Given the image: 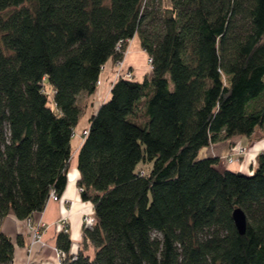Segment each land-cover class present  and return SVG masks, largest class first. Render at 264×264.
<instances>
[{
	"label": "trees",
	"instance_id": "trees-1",
	"mask_svg": "<svg viewBox=\"0 0 264 264\" xmlns=\"http://www.w3.org/2000/svg\"><path fill=\"white\" fill-rule=\"evenodd\" d=\"M133 38L150 76L117 79L82 137L79 99ZM77 135L95 224L75 259L60 231L66 264H264V152L250 175L199 157L264 137V0H0V224L60 199ZM22 245L0 230V264Z\"/></svg>",
	"mask_w": 264,
	"mask_h": 264
},
{
	"label": "crops",
	"instance_id": "crops-1",
	"mask_svg": "<svg viewBox=\"0 0 264 264\" xmlns=\"http://www.w3.org/2000/svg\"><path fill=\"white\" fill-rule=\"evenodd\" d=\"M146 58V54L140 48L138 38H133L128 45L123 60L127 67L133 69L135 80L138 82L143 81L144 78L149 77L151 74V68L149 70L145 64ZM113 66L114 64L111 62L105 65L104 71L100 76L101 83L96 93L88 99V103L89 101H93V110L86 109L88 114H85V121H87L93 111L97 110L110 97L111 87L116 82V79L113 77ZM85 127L86 124L78 127L77 133L81 132ZM234 139H238L240 146L246 150L244 156L239 157L241 158L239 165L228 167L223 158L229 155V146L231 147ZM82 142L83 140L80 139L79 135L72 140V147L74 149L75 146V149L68 170L67 185L60 200H49L44 210L35 213L31 218L33 222H42L46 226L43 234L45 247H35L29 253L27 247L31 242V236L26 222L18 221L13 214L7 215L1 221L0 230L5 235L9 236L13 242H16L17 238H20L23 242L22 246H16L15 248L13 264H58L53 249L56 247L57 236L60 233L59 222L64 217L68 218L69 239L71 242L69 254L73 255L83 250L84 246H87V253L89 255L92 254L89 243L83 240L84 228L82 223V218L84 214L90 212L91 205L81 200L77 187L79 173L77 171L76 155ZM203 152L205 157L219 159V169L221 171L230 170L250 175L256 167V157L264 152V137L247 138L236 136L229 141L210 145ZM68 202H72V205Z\"/></svg>",
	"mask_w": 264,
	"mask_h": 264
},
{
	"label": "built area",
	"instance_id": "built-area-1",
	"mask_svg": "<svg viewBox=\"0 0 264 264\" xmlns=\"http://www.w3.org/2000/svg\"><path fill=\"white\" fill-rule=\"evenodd\" d=\"M147 63L150 66L151 59H147ZM114 72H115L114 76H115L116 80L119 78L120 79H127V80L133 79V74L128 69V67L125 68L123 61L116 63ZM86 134H87V129H85L81 132L82 137L86 136ZM244 151L245 150L240 145L232 148L231 149L232 154L230 153L231 157H228L227 162L233 163L234 157L237 158V157L243 155V153L245 154ZM50 200L59 201L60 199L55 194L51 193ZM68 203L70 205H72V202H68ZM82 223H83L84 229H91L94 226L95 220H94V217L92 214V206L90 208V212L84 214V216L82 218ZM26 225L28 227V230H29L30 236H31V242H30L29 246L27 247V251L29 253H31L35 247H40V248L45 247L46 244L43 241V234H44V231L46 229L45 224L42 222H36L35 223L32 221V219H29L26 221ZM59 228H60V231H64L65 233L69 232L68 218L67 217H64L60 220ZM53 250L55 253L57 263L58 264H66L65 260H66L67 255L64 252L59 251L56 247ZM75 258H76L75 254H73L72 259H75Z\"/></svg>",
	"mask_w": 264,
	"mask_h": 264
},
{
	"label": "rangeland",
	"instance_id": "rangeland-1",
	"mask_svg": "<svg viewBox=\"0 0 264 264\" xmlns=\"http://www.w3.org/2000/svg\"><path fill=\"white\" fill-rule=\"evenodd\" d=\"M124 57H125V55H124ZM124 59V58H123ZM123 61V63H124V60H122ZM145 64H146V67L150 70V67H149V65H147V63H146V61H145ZM115 65H116V63L114 64V67H113V70L115 69ZM124 65H125V68L127 67V65L124 63ZM128 69L131 71V73L133 74V76H134V73H133V69H131V68H129L128 67ZM114 74H115V72H113V77L115 78V76H114ZM79 106H80V108L84 111V110H86V109H88V108H86L87 107V101L85 100V98H80L79 99ZM85 112V111H84ZM85 124V120H84V118H83V116L81 117V119L79 120V123H78V127H81V126H83ZM81 132H79V135H81L80 134ZM80 137V136H79ZM240 142H239V140L238 139H234V141H232V144H231V147L229 146V155L228 156H226V157H224L223 158V160L226 162V165L228 166V167H232V166H235V165H239L240 164V162H241V158H239V157H241V156H239V157H237V158H235L234 157V161H233V163H228L227 162V159H228V157H231V155H230V153H231V149L232 148H234V147H236V146H239L240 144H239ZM74 149H75V146H74ZM246 150V149H245ZM245 152V151H244ZM232 154V153H231ZM204 156V152H202V153H200V156L199 157H203ZM243 156H244V153H243ZM79 192H80V190H79Z\"/></svg>",
	"mask_w": 264,
	"mask_h": 264
},
{
	"label": "water",
	"instance_id": "water-1",
	"mask_svg": "<svg viewBox=\"0 0 264 264\" xmlns=\"http://www.w3.org/2000/svg\"><path fill=\"white\" fill-rule=\"evenodd\" d=\"M232 220L237 232L240 235H243L246 227V219H245V215L240 209H235L232 212Z\"/></svg>",
	"mask_w": 264,
	"mask_h": 264
}]
</instances>
